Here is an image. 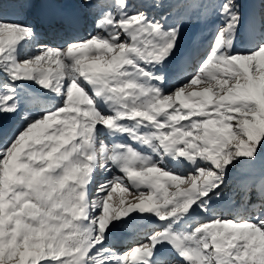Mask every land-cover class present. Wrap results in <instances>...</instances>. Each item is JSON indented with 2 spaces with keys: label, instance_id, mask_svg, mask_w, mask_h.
Returning <instances> with one entry per match:
<instances>
[{
  "label": "snow or ice",
  "instance_id": "snow-or-ice-1",
  "mask_svg": "<svg viewBox=\"0 0 264 264\" xmlns=\"http://www.w3.org/2000/svg\"><path fill=\"white\" fill-rule=\"evenodd\" d=\"M242 8L0 0V264H264V0ZM193 11L213 40L181 52Z\"/></svg>",
  "mask_w": 264,
  "mask_h": 264
},
{
  "label": "rangeland",
  "instance_id": "rangeland-1",
  "mask_svg": "<svg viewBox=\"0 0 264 264\" xmlns=\"http://www.w3.org/2000/svg\"><path fill=\"white\" fill-rule=\"evenodd\" d=\"M163 2L167 5L175 2V0H163ZM185 2H188V0H185ZM254 3L256 4L255 0H248V2L244 4V8L242 11L246 13L249 10V6ZM162 11L164 13H167L169 9L165 8ZM192 13L193 14H191V22L188 21L187 17L181 19V24H182L181 39H180L181 52L189 48H192L193 46H200L202 48H207L209 43L212 42L213 35L215 33V26L218 21L212 18L209 19L207 23H205L202 12L201 13L192 12ZM159 14H160V10L157 11V15ZM118 195L119 194H114V198L118 199Z\"/></svg>",
  "mask_w": 264,
  "mask_h": 264
},
{
  "label": "trees",
  "instance_id": "trees-1",
  "mask_svg": "<svg viewBox=\"0 0 264 264\" xmlns=\"http://www.w3.org/2000/svg\"><path fill=\"white\" fill-rule=\"evenodd\" d=\"M255 1H256V4L259 3V0H255ZM217 2H220V0H217ZM239 2L243 5V8H244V4H246L248 2V0H239ZM243 8H242V10H243ZM193 12H196V11H193ZM191 14H193V13H191ZM228 191L238 203L242 200L244 193H243V190L241 189V187L237 183L234 182L233 185L230 186Z\"/></svg>",
  "mask_w": 264,
  "mask_h": 264
},
{
  "label": "bare ground",
  "instance_id": "bare-ground-1",
  "mask_svg": "<svg viewBox=\"0 0 264 264\" xmlns=\"http://www.w3.org/2000/svg\"><path fill=\"white\" fill-rule=\"evenodd\" d=\"M126 238L125 237H120L118 236L115 240L111 241L112 243L119 244L120 242L124 241Z\"/></svg>",
  "mask_w": 264,
  "mask_h": 264
}]
</instances>
